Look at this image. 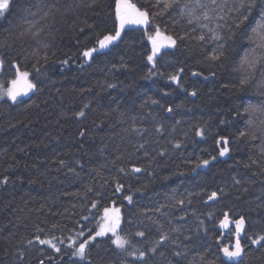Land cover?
I'll return each instance as SVG.
<instances>
[{
    "label": "trees",
    "instance_id": "trees-1",
    "mask_svg": "<svg viewBox=\"0 0 264 264\" xmlns=\"http://www.w3.org/2000/svg\"><path fill=\"white\" fill-rule=\"evenodd\" d=\"M131 2L149 11L147 28L123 30L115 46L94 53L88 63L82 53L114 34L115 0H9L0 13V85L16 77L13 63L36 84L17 102L0 98V180L8 178L0 183V264H264V247L247 239L264 235V138L239 135L247 129L244 107L264 104L257 87L264 78L259 70L256 81L238 91L247 73L241 61L251 45L238 37L227 59L212 61L208 57L216 42L177 39L176 46L163 50L167 54L157 60L152 75L148 35L157 26L174 38L208 33L177 11L157 14L161 8L151 7L156 0ZM180 69L183 88L168 79ZM194 71L202 75L193 76ZM108 83L116 87L108 88ZM193 90L195 97L188 95ZM169 106L172 113L166 111ZM82 109L85 115L77 117ZM253 119L260 137L264 113ZM157 122L164 126L162 134L155 131ZM133 126L144 131L138 135ZM197 128L203 136L196 135ZM220 137L228 140L225 157L216 144ZM176 142L180 148L173 146ZM161 151L166 154L159 155ZM200 159H209V165L193 171ZM134 166L142 171L132 172ZM117 181L124 186L119 193ZM213 191L218 197L210 201ZM111 203L120 208L118 230L130 241L127 251L105 235L89 241L83 260L73 256L69 237L78 246L92 235ZM225 213L246 220L245 253L237 263L220 255L234 236L230 226L224 241L219 240L217 224ZM158 226L169 239L148 252L159 239ZM36 236L55 238L60 253L39 244ZM133 250L136 256L128 254ZM141 250L146 252L143 260L138 258Z\"/></svg>",
    "mask_w": 264,
    "mask_h": 264
},
{
    "label": "snow or ice",
    "instance_id": "snow-or-ice-1",
    "mask_svg": "<svg viewBox=\"0 0 264 264\" xmlns=\"http://www.w3.org/2000/svg\"><path fill=\"white\" fill-rule=\"evenodd\" d=\"M91 6V5H89ZM9 7V0H0V13H2L5 9ZM153 8L160 7L161 11L157 14L163 15L165 12L169 10L177 11L178 15L182 19H187L189 24L196 23L199 25L201 29H206L208 34L201 33L197 36H190L187 33L184 36L175 37L173 35L166 34L162 32L157 26L155 33L148 35V40L152 45L151 54L147 56V61L152 65V69L150 70V74L154 75L153 71L156 69L157 60L166 55L167 53L162 51V49L172 48L176 46L177 39L185 40V39H194L199 42H204L206 40H212L216 42V46L213 49L210 57L212 61H223L227 59L229 53L232 51V45L235 43L238 37H241L247 41L251 45L250 49L245 52V55L242 58L241 66L246 67L247 73L244 75L239 81L238 91H244L247 87L251 86L253 82L256 81V72L259 70L261 72L262 77H264V0H156L154 4L151 5ZM115 30L114 34L109 33L103 36L102 39L97 41L98 48H90L86 49L82 55L85 58H93V54H102L100 50L109 48L110 45L115 46L114 42H118L122 39L121 33L122 30L125 29L126 25H147L149 23V11L147 9H142L137 7V4L132 3L131 0H115ZM255 17V20L253 18ZM219 21H223V23H219ZM210 24H215V27H210ZM91 27V26H89ZM83 31V29L81 30ZM195 31V29H193ZM47 60V55L44 57ZM4 61L0 59V68H2ZM62 64H67L68 60H64L61 62ZM12 67L16 70V78L10 81L11 87H8L6 90L0 86V98H3L4 95L13 102H17V97L21 95H26L28 91L34 90L36 88V84L32 83L28 77L29 73L27 71H21L17 63H13ZM116 66L113 65V68ZM39 72V69H37ZM183 69H180L175 74H170L168 79L173 83L177 84L178 87L183 88V85L180 83L181 75ZM193 76L202 75L199 72H193ZM210 76H215V73H209ZM208 79V77H204ZM23 85L20 87L19 85ZM108 88H115L116 85L112 83H108L106 85ZM258 89L262 90V94H264V78H262L258 84ZM188 95L195 97L197 92L195 90L188 93ZM152 104H157L159 101L152 100L149 98ZM85 108L88 105H84ZM179 107V106H177ZM167 112L172 113L174 109L169 106L166 109ZM257 112L264 113V104H252L248 103L246 107H244V114L247 115V129L245 131H241L239 133L240 137H249L251 140H256L258 138H264V120L260 121L259 130L261 132V136L258 137L256 134L255 127L256 120L253 119ZM77 117H83L85 115L83 109L76 113ZM238 115H240L238 113ZM179 123V121L177 122ZM223 123V121H222ZM131 131L136 134H141L144 129L137 128L133 126ZM157 133H163L165 131L164 126L157 122V126L155 128ZM175 129H172L174 132ZM169 132V135L172 134ZM81 136L84 135V132L80 133ZM186 135V134H185ZM197 136H203L204 132L202 129H196ZM171 143V141H169ZM147 141L139 144V149H144ZM216 144L220 146L219 155L224 156L229 152L228 140L225 137H220L216 140ZM175 148H180L181 145L179 142H176L173 145ZM264 151V149H262ZM166 153L161 151L159 155L163 156ZM145 156L148 153L145 151ZM216 157H211V159H215ZM154 159V157H153ZM64 162L61 161V164ZM210 163L209 159H200L195 167L192 169L195 171L196 168L201 166H208ZM252 163H256L255 160ZM247 167V165H246ZM72 171V169H70ZM120 173H125L124 168L118 169ZM132 172L140 173L142 169L140 167H133L131 169ZM264 171V169H262ZM7 177H4L3 180H0V183H6ZM235 183L239 184V180H235ZM123 184L117 181L115 186V192L119 193L123 189ZM246 190V189H245ZM88 191H92L91 188H88ZM97 195H100L97 193ZM191 195V194H190ZM218 197V193L213 191L211 195L208 197V200H215ZM129 202L132 201L131 196L125 197ZM176 203L183 205L184 200H178ZM190 203V201H189ZM97 206L96 201H93L92 207L95 208ZM119 209H104V223L99 225V229L95 232L94 236L89 235L87 239L83 242L76 245V241L72 240L68 245L70 248H74L72 253L73 256L79 257L83 260L86 256V249L90 240H95L96 237L105 236L106 233H111L114 239H112V244L116 246V248L121 249L123 251H127L125 245H130V241L125 237L118 234L117 229L120 227V215ZM159 211V209H157ZM224 220L220 221V226L222 228H227L229 226V214H224ZM84 219H87L85 217ZM155 223V221H153ZM203 223V221H201ZM235 225V242L231 245H226L220 248V252L223 253V256L228 258V261L237 262L238 258H241L245 253V245L242 244V233L246 234V220L244 216H240L239 218L231 221ZM158 230L160 232L159 239L154 241L152 247H150L148 252H155L157 248L168 241L169 233L163 231L162 226H158ZM172 231H178V229L173 228ZM79 236H83L84 232L81 231L78 233ZM137 236L143 237L145 234L143 232H137ZM55 238H53L54 240ZM247 239L250 241L252 246L264 247V235H255V236H247ZM35 240L38 241L39 244H47L49 245L56 253H60L61 249L57 246L53 240H45L40 239L39 236L35 237ZM29 245L33 243L32 240L27 241ZM59 243L63 244V241ZM131 256H136L137 251L133 250L128 253ZM175 255H181L180 252L174 253ZM163 255V253H161ZM24 254L20 253V259L23 260ZM146 257L145 251L138 252V258L144 259ZM49 261H53L54 258L49 256L47 257ZM40 264H45L44 260L40 261Z\"/></svg>",
    "mask_w": 264,
    "mask_h": 264
},
{
    "label": "water",
    "instance_id": "water-1",
    "mask_svg": "<svg viewBox=\"0 0 264 264\" xmlns=\"http://www.w3.org/2000/svg\"><path fill=\"white\" fill-rule=\"evenodd\" d=\"M138 7V6H137ZM149 25V23L147 24V25H126L125 26V29H130V28H142V29H145V28H147V26ZM124 29V30H125ZM123 31V30H122ZM155 33V32H154ZM153 33V34H154ZM103 38V37H102ZM101 38V39H102ZM114 43H116V42H114ZM148 44H149V47H150V50L152 51V45H151V43H150V41L148 40ZM96 48H98V44H97V47ZM102 50H104V49H102ZM102 50H100V52L102 51ZM163 50H165V49H162V51ZM85 58V57H84ZM88 61H89V58H85V62L84 63H88ZM20 87H22L23 85L21 84V85H19ZM33 90H30V91H28L27 92V94L26 95H21V96H27V95H29L31 92H32ZM226 155V154H225ZM225 155L224 156H220V157H225ZM224 216L221 218V220H224ZM239 218V217H238ZM237 219V218H236ZM220 220V221H221ZM235 219H231V218H229V221H230V223H229V226L227 227V228H222L221 226H220V221L218 222V224H217V227H218V229L220 230V231H222V236L219 238V240L220 241H224V232L227 230V229H229V227L230 226H232V228H233V230H234V232H233V235H234V233H235V225H234V223H231V221H234ZM243 234L244 233H242V236H243ZM235 242V236H233V241L232 242H229V243H226L225 245H223L222 247H224V246H226V245H231V244H233ZM221 247V248H222ZM220 255H221V258L224 260V261H227V262H229V263H237L241 258H238V260H237V262H231V261H228V258H226V257H224L223 256V253L222 252H220Z\"/></svg>",
    "mask_w": 264,
    "mask_h": 264
},
{
    "label": "rangeland",
    "instance_id": "rangeland-1",
    "mask_svg": "<svg viewBox=\"0 0 264 264\" xmlns=\"http://www.w3.org/2000/svg\"><path fill=\"white\" fill-rule=\"evenodd\" d=\"M22 71V70H21ZM16 78V77H15ZM14 78V79H15ZM13 80V79H12ZM1 86V85H0ZM8 87H11V84H10V82L8 83V85H6V86H3V89H7ZM4 97H6L7 98V96L6 95H4ZM106 208H108V209H114V208H118L119 210H120V208H119V206H117V205H115L114 203H111L109 206H107ZM105 209V208H104ZM105 221H104V210H103V212H102V215H101V218H100V220H99V223H98V226H97V228H96V230L93 232V236H94V234H95V232L99 229V225L101 224V223H104ZM117 232H118V234L119 235H121L120 233H119V230L117 229ZM106 235H110L111 237H112V239H114V237L112 236V234L111 233H106ZM73 240V239H72Z\"/></svg>",
    "mask_w": 264,
    "mask_h": 264
}]
</instances>
